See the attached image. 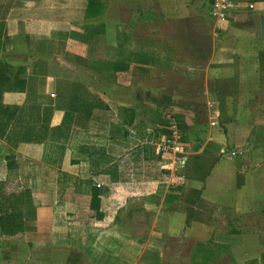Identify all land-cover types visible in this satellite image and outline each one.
<instances>
[{"label":"crops","instance_id":"crops-1","mask_svg":"<svg viewBox=\"0 0 264 264\" xmlns=\"http://www.w3.org/2000/svg\"><path fill=\"white\" fill-rule=\"evenodd\" d=\"M211 1L0 0V67L23 68L30 84L3 102L15 105L8 99L19 96L24 114L35 107L55 119L45 143L10 146L0 137V178L8 174L5 157L14 156L38 211L36 232L0 235V242L24 240L30 254L0 246V264L96 260L95 233L121 210L150 216L151 227L165 214L178 242L200 244L201 264H264V58L260 52L216 63L211 37H222L232 20L230 50L256 52L264 44V0H232L236 7L222 24ZM228 65L233 78L225 76ZM244 84L250 104L240 103L185 168L167 167L160 146L177 133L187 137L193 99L223 97L224 85L237 94ZM71 97L91 106L72 112ZM227 142L239 150L228 158L231 171L219 153ZM96 191L99 217L91 208ZM153 235L134 264H170Z\"/></svg>","mask_w":264,"mask_h":264},{"label":"rangeland","instance_id":"rangeland-1","mask_svg":"<svg viewBox=\"0 0 264 264\" xmlns=\"http://www.w3.org/2000/svg\"><path fill=\"white\" fill-rule=\"evenodd\" d=\"M203 15H208V12H203ZM216 22L222 24L226 21L219 22L218 20H216ZM232 22L233 21L230 20L227 25L223 26V28L226 26V31H222L224 33L222 37L214 33H212L211 35V37L214 39L215 47L213 55L215 59L214 62L218 63V61L226 60L227 64H229L230 58L239 57L241 60H246L252 56L251 54H258L260 52L264 58V44H259V46L256 47V52L252 51V49L247 48H235L230 50V43L232 42V37L229 36V30ZM208 28L211 31V29L215 28V25L208 24ZM222 45H225L229 49L223 50ZM221 46L222 49L220 50ZM211 52L212 50L210 51V53ZM228 66L229 67H226L225 76H228L227 78H233L234 68L230 65ZM195 69L199 70L201 69V67ZM214 70L217 75L219 71H216V69L213 68V71ZM219 74H222V72ZM10 75L8 76L10 77ZM192 85L194 88H196L198 86H201L202 84L194 82V84ZM220 87H222L219 89L220 91L224 90L222 93L223 97L212 99V101L207 100L206 98L193 99L194 101H192V104H194V107L192 108L191 112L192 121L189 122L191 129L187 131V137L185 135H181V133H177L174 137L175 141H177L179 144H184L183 146L187 157L192 156L191 158H196L201 155V149H203L204 143L209 138V135L211 136V133H214L216 130L221 131L222 128L226 129L225 125H227V123L229 122H232V119L234 117V111L236 110V107L240 105V103H243L245 105L250 104V97L247 94L244 96V93L248 92L249 84H244V90L242 88H239L237 94L233 92L232 85H224ZM0 90L5 95L10 93H18V88L13 87L9 84L0 86ZM8 101L16 105V103L20 101V97L11 96ZM217 105L220 112L219 115L216 114L217 112H214V110L217 109ZM177 115V117H179V114ZM172 117L173 116L168 118V116H166L165 118H168V120L173 121ZM181 120L182 119H179V121ZM214 121L218 122H216V126H213ZM152 122H147L143 125L144 127H147L152 125ZM186 124L188 125V122ZM213 129L215 130L212 131ZM183 137H186L184 143ZM226 138L229 139L227 135ZM235 149V145H232L229 142H227L224 148H219V153L222 156V161L224 162L226 169L229 171H231L230 163L233 159L228 158L231 157L233 151H239ZM242 152V155H244L246 151ZM209 168L214 169L215 167L212 166ZM136 215L138 216L136 217L138 219L132 218V214L129 216L128 212L121 210L117 216H114L112 218L111 222L108 221L103 227H100V231L95 233V236L97 237L96 246L99 248V250L102 251L100 254V256H102H99L96 260H93L91 258H88L87 260L83 259L80 264H134V262L136 261V257L142 250L141 247L148 243L151 231L154 234L152 238L155 241H158L160 245L164 246L166 253L169 256L170 264H201V253L199 254V250L201 247H199L200 244H190L186 243L185 241L178 242V238H175V235L171 233V228L168 226L169 219L166 220L167 216L165 214H161L158 216V225L154 227L148 225V220H150V216H145L141 213H139L138 215L137 212ZM154 220L155 217L151 218V221ZM82 221L86 222L87 224L90 222V220L88 219H83ZM24 245H26V243L22 239L10 241L2 240L0 242L1 247H9V250H11L12 252H21L25 250L26 253L30 254L28 252L29 249L22 248V246ZM0 249L6 252L2 248ZM38 255L41 256L40 254ZM71 256L74 257V255Z\"/></svg>","mask_w":264,"mask_h":264},{"label":"trees","instance_id":"trees-1","mask_svg":"<svg viewBox=\"0 0 264 264\" xmlns=\"http://www.w3.org/2000/svg\"><path fill=\"white\" fill-rule=\"evenodd\" d=\"M14 70L9 65L0 67V86L9 84L18 88L20 93L29 91V82L20 77L24 69L18 68L16 72ZM68 89L73 92L75 88L70 84ZM4 97L5 94L0 90V137L4 142L10 146L20 142L45 143L50 127L55 125V119L39 115L35 107L24 114V109L19 106L4 104ZM68 101V108L72 112H85L91 106L87 98L74 100L71 97ZM5 160L8 174L6 179L0 178V235L12 238L36 232L38 211L29 180L20 176L14 156H6ZM98 197V192H94L91 208L97 212L96 217H99Z\"/></svg>","mask_w":264,"mask_h":264},{"label":"built area","instance_id":"built-area-1","mask_svg":"<svg viewBox=\"0 0 264 264\" xmlns=\"http://www.w3.org/2000/svg\"><path fill=\"white\" fill-rule=\"evenodd\" d=\"M235 7L236 4L232 0H212L211 14L219 22H225L231 17ZM250 8H254V5H250ZM216 124L217 123L214 121L213 126ZM160 151L163 155L170 156L171 164H167V167L171 166L180 169L186 167L188 162L187 154L183 145L179 144L174 139L162 142ZM236 155V151L232 152L231 154L232 157Z\"/></svg>","mask_w":264,"mask_h":264},{"label":"water","instance_id":"water-1","mask_svg":"<svg viewBox=\"0 0 264 264\" xmlns=\"http://www.w3.org/2000/svg\"><path fill=\"white\" fill-rule=\"evenodd\" d=\"M261 36L264 38V19L261 20Z\"/></svg>","mask_w":264,"mask_h":264}]
</instances>
